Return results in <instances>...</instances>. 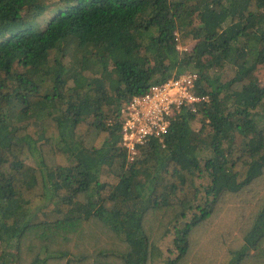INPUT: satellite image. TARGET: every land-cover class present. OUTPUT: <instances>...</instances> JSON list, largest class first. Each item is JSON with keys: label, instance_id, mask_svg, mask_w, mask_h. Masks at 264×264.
<instances>
[{"label": "trees", "instance_id": "16d2710c", "mask_svg": "<svg viewBox=\"0 0 264 264\" xmlns=\"http://www.w3.org/2000/svg\"><path fill=\"white\" fill-rule=\"evenodd\" d=\"M188 73L207 100L121 146ZM0 264H264V0H0Z\"/></svg>", "mask_w": 264, "mask_h": 264}, {"label": "built area", "instance_id": "2783aa9c", "mask_svg": "<svg viewBox=\"0 0 264 264\" xmlns=\"http://www.w3.org/2000/svg\"><path fill=\"white\" fill-rule=\"evenodd\" d=\"M196 78L195 73L181 75L130 100L121 111L122 146L135 154L137 144L145 143L149 137L161 138L168 132L176 111L206 101L207 97H197L193 91Z\"/></svg>", "mask_w": 264, "mask_h": 264}, {"label": "rangeland", "instance_id": "374dc122", "mask_svg": "<svg viewBox=\"0 0 264 264\" xmlns=\"http://www.w3.org/2000/svg\"><path fill=\"white\" fill-rule=\"evenodd\" d=\"M48 23H47V20L46 21H44V27L47 25ZM188 43L187 44H185V45H183V46H180V50L181 51H189V50H191V48L194 46V43L193 42H189V41H187ZM217 74H219L220 75V77H222V79L224 80V81H227V80H229V79H231L232 77H233V75H234V71H233V69H231V68H226L225 70H223V71H221V72H218ZM121 126H122V124H121ZM202 127V124L200 123V122H197V124H196V126H195V128L196 129H199V128H201ZM122 134V133H121ZM122 137H123V135H122ZM122 141L124 142V137H123V139H121V146H122ZM171 240H172V236L170 235L167 239H166V242L162 245V251H167L169 248H171V246H170V244H171Z\"/></svg>", "mask_w": 264, "mask_h": 264}]
</instances>
